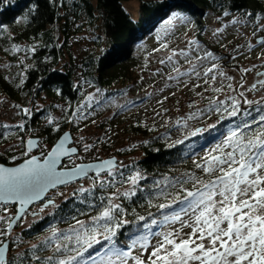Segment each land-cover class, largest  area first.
Returning a JSON list of instances; mask_svg holds the SVG:
<instances>
[{"label":"trees","instance_id":"16d2710c","mask_svg":"<svg viewBox=\"0 0 264 264\" xmlns=\"http://www.w3.org/2000/svg\"><path fill=\"white\" fill-rule=\"evenodd\" d=\"M131 1H137L135 12L124 6L125 2ZM225 12L228 15H224ZM207 16L219 19L236 16L240 23H250L255 27L264 17V0H0V60H3L0 66V96L7 97L15 107L19 105L15 108L17 123H6L0 118V163L12 165L20 162L12 161L11 157L24 151L29 137H38L43 150L50 148L65 130L71 132L76 143H81V136L84 140L92 139L94 135H87L94 132L93 145L102 146L103 150L110 151L109 157L118 158L117 177L120 173L127 177L135 172L145 177L139 182L143 191H138L132 200L121 197L118 201L127 209L128 214L124 218L132 222L123 226L116 237L119 246L126 248L134 235L144 231V222H140L139 226L135 222L136 214L147 216L148 212H152L156 218L161 216L156 208L147 205L149 198L153 203L167 202L163 198H155L154 184L160 181L163 186L166 180L181 178L189 173L209 179L195 168L193 161L200 162L205 153L237 125L254 117L258 119L259 114H264V104L249 106L245 111L251 112L250 116L244 115L245 111L241 110L236 117H229L222 104L213 105L206 99L205 107L198 111L197 116L207 113L217 116L215 124L206 126V121H202L197 126L201 127L197 135L189 134L178 139L172 136L176 124L169 120L127 111L145 97L136 100L124 111L120 109L111 113L100 111V102L94 103L91 108L84 109L86 119L78 122L73 114L84 103L90 88L107 93L115 85L137 84L142 80L148 60L137 50L151 35L176 22L190 21L193 28H203ZM86 32L90 35L89 43L86 42L88 47L78 59L73 55L72 45L79 35ZM13 45L21 50L13 52ZM31 47H35V52L27 51ZM21 73L24 83L17 87L21 82ZM210 94L215 96L216 92L212 90ZM58 107L61 111H55ZM216 107L221 109L219 113ZM22 108L30 109L31 115L21 113ZM258 108L262 110L259 113ZM49 116L54 119L53 125L47 123ZM69 118H72V123L68 122ZM20 123L25 125L23 130L16 127ZM55 124L60 126L58 132L52 131ZM256 130L255 124L251 129H242L246 134ZM122 135L128 139L111 144ZM213 142L215 144L210 146ZM126 157L130 158L129 162L122 164ZM101 158L95 155L88 161ZM73 164L69 158L63 161L66 167ZM102 175L107 179L106 174ZM87 178L92 181L88 186L79 181L49 191L43 201L32 205L24 213L6 237L0 238L9 240L6 264H38L31 259L33 254L41 257L42 262L54 255L57 242L62 243L56 239L49 240L52 229H56L59 235L67 232L76 220L87 222L90 216L97 214V208L88 209L86 203L80 202L78 189L93 186L94 175ZM73 184L75 186L71 187ZM68 187L71 188L66 189ZM117 187L123 191L127 185L117 184ZM185 187L191 188V184ZM112 191L115 189L101 188L97 184L94 195L86 193L83 199L94 200L99 205V197ZM49 200L54 204L44 207ZM15 211L14 204L0 206V216L6 219L14 217ZM29 212L34 217L27 225H21L23 217ZM159 227L154 226L153 231ZM6 228L7 224L0 222V231ZM33 245L37 246L35 250ZM100 248L101 245H96L89 251L94 253Z\"/></svg>","mask_w":264,"mask_h":264},{"label":"snow or ice","instance_id":"6c2138e0","mask_svg":"<svg viewBox=\"0 0 264 264\" xmlns=\"http://www.w3.org/2000/svg\"><path fill=\"white\" fill-rule=\"evenodd\" d=\"M224 15L228 13L225 12ZM231 23H239V21L233 19ZM223 30V28L217 29V34ZM257 43H264V40ZM187 45L189 49L198 51L197 41L189 40ZM251 47L250 44L249 49ZM166 49L168 44L162 42L154 51ZM20 50L17 45L12 46L13 52ZM35 50V47L27 49L30 53ZM177 56L185 58L191 66L185 71L174 67L173 72L177 75L168 74V80L194 76L203 77L204 83L207 84L209 80L215 82L217 76L232 79L219 70L217 63H211V66L205 67L201 73L197 70L198 64L188 59L189 52L186 49L171 50L170 54L159 60V63L174 64V57ZM194 59L203 62L216 61L218 58L212 51H206ZM240 71L247 72L249 69ZM21 77L20 85L17 87L24 83L23 73ZM257 83L264 87V79ZM227 87L233 86L228 84ZM256 87V84L252 85V89ZM222 88L223 85L212 90L219 93ZM96 92L100 93V90L97 89ZM240 96H244V93L241 92ZM229 99L231 103L223 111L229 117H236L241 112L240 101L235 97ZM94 103H98L95 94L85 97L77 113L73 114L76 122L86 119L83 111L91 108ZM210 103L224 104V101L212 100ZM244 103L249 106L254 103H264V97L261 101L244 99ZM16 107L19 108V105ZM215 110L218 113L221 111L219 107ZM261 111L257 109L258 113ZM20 112L27 116L31 115L28 108H22ZM244 115L250 116L251 112L245 111ZM191 118H195V114L190 115L189 119ZM68 122L72 123V118H69ZM47 123L53 125L54 119L51 116L47 117ZM253 124L257 125L258 130L251 134L242 131V129H251ZM3 127L9 126L3 125ZM16 127L23 130L25 125L20 123ZM59 130V124H55L52 128L54 132ZM191 135L195 136L197 132L194 131ZM79 140L82 142L84 138L81 136ZM70 143V135L64 133L49 151L41 152L37 156L31 153L39 146L38 141L30 138L24 145L25 150L19 156L11 157L12 161L22 162L11 167L0 164V206L9 203L19 206L14 217L6 219L5 216H0V222L7 224V228L0 231V238L6 237L13 225L27 211V207L41 200L49 189L88 177L89 173L95 174L93 186L91 188L81 186L78 194L81 197L80 202L86 203L88 209H98L97 214L90 216L87 222L76 220L67 232L59 235L56 229H52L49 240L56 239L62 243H56L54 255L44 258L41 262V257L33 254L31 257L33 261L38 264H264V114H259L258 119L254 117L249 122L237 125L222 141L209 149L200 162L193 161L195 168L209 179L204 180L194 173H189L181 178L166 180L163 186L157 181L153 186L156 189L155 198H163L167 202L153 203L149 198L147 205L156 208L161 216L156 218L152 212H148L147 216L136 214L135 222L138 226L140 222H144L142 225L144 231L142 234L134 235L126 248L119 246L116 237L123 226L132 222L124 218L128 214L127 209L118 201L121 197L124 200H132L137 196L138 191H143L139 187V182L145 177L139 172L127 177L120 173L117 177V164L114 159L96 163H74L72 167H66L63 165V158L71 159L77 153L76 147L66 146ZM83 147L84 151L88 152L94 145L84 144ZM102 174H106L107 179ZM189 183L191 188L185 187ZM97 184L101 188L115 189L107 196L99 197V205L94 200L83 199L86 193L89 196L94 195ZM117 184L128 187L121 191ZM50 204L54 202L49 200L44 207ZM174 205H183V207H180L179 211L165 212ZM3 210L7 211L6 208ZM132 211L135 214V209ZM177 223L180 225L179 228L153 231L154 226L159 225L163 229ZM184 229L189 231L185 232ZM154 237L158 239L152 244ZM96 245H101V248L94 253L90 252L89 250ZM36 247L33 245V250ZM136 249H139V255H134ZM7 250L8 244L4 239H0V264H6Z\"/></svg>","mask_w":264,"mask_h":264},{"label":"rangeland","instance_id":"374dc122","mask_svg":"<svg viewBox=\"0 0 264 264\" xmlns=\"http://www.w3.org/2000/svg\"><path fill=\"white\" fill-rule=\"evenodd\" d=\"M124 6L129 8L132 12H135L137 1L125 2ZM233 19L239 21L236 16L222 19L207 16L204 20L203 28L200 26L199 29L193 28L190 21L185 23L176 22L175 25H169L165 29L151 35L139 46L137 50L139 55L147 56L146 59L148 60V65L145 67L142 80L139 83L118 84L111 87L107 93L101 89H99L100 93H97L96 88H90L87 90V96L89 94H95L96 101L100 102L98 109L100 111H106V113H111L112 111H118L120 109L124 111L136 100L145 97L140 102L135 103L134 106L127 111H136L147 115L151 114L169 120L170 123L176 124L175 129L172 131V136L177 137L176 139L180 136L189 135L194 131L200 132V130H196V128L202 121H206V126L215 124L217 116L209 115L208 113L203 116H197L198 111H201L205 107L204 101L206 99V102L222 100L224 101L222 105L225 108L231 103L229 97H235L240 101L239 106L241 110H247L249 105L244 103V99L261 101V98L264 97V87H261L257 83V81L264 79V75H258L264 73V43H257L258 39L264 40V17L259 19L255 27L250 26V23H240V21L239 23H231ZM220 28L224 30L217 34V29ZM258 28L260 30H257ZM86 33L79 35L72 45L73 55L78 59L83 56L85 47H88L87 43H89L90 35ZM189 40L197 41L198 51H193L188 48L187 41ZM162 42L168 44V49L154 51V49L160 47ZM250 44L252 45L251 49H249ZM181 49L188 50V59L198 64L197 70L201 73L205 67L211 66V63H217L219 65V70L223 71L226 76L232 77V79L228 80L224 77L217 76L215 82L209 80L207 84L204 83L203 77L195 78L194 76H183L179 77L178 80H168V74L171 73L173 76L177 75L173 72L174 67L179 68L181 71H185L191 65L185 58L180 56L174 57V64L161 65L159 60L170 54L171 50L179 51ZM206 51H212L218 59L216 61H195L194 58L197 55H202ZM2 63L3 60H0V66H2ZM241 69H249V71L241 72ZM228 84H231L233 87L228 88ZM253 84L257 85L256 89H252ZM194 85H200V87H194ZM222 85L223 88L221 92H216L215 96L210 94L214 87L220 88ZM241 92L244 93V96H240ZM158 101H162V103H158ZM255 105L256 103H254V106ZM15 108L13 102L7 97L0 96L1 120L6 123H17L19 120ZM55 111H61V107H58ZM192 114H195V118L189 119V116ZM87 136H93V138L84 140L81 143H76L73 139L72 145L79 148L78 154L71 158L75 164L86 162L95 155H99V157L102 158L110 156V151L107 149L103 150L102 146L99 147L98 145L94 146L90 151L85 152L83 145L95 144L93 139L96 137V134L90 132ZM127 139V136L122 135L119 136L117 141L111 142V144H115L118 140L123 141ZM214 144L213 142L210 146ZM14 145H16V142ZM42 147L43 145L40 147L39 143L37 149L32 151L31 154L39 156L41 152L46 153L50 149L49 147H45V149L41 150ZM2 148L3 147H1V149ZM7 148L10 147L7 146ZM129 160V157L124 158L122 164H127ZM84 179L79 180L83 181L84 186L92 184V181L87 177ZM79 181L72 183L77 184ZM75 184L71 187L75 186ZM180 207H183V205H175L173 209L166 213L179 211ZM31 215L30 212L27 213L25 217H23L21 225L30 223L31 219L34 217ZM184 218L188 219V217ZM179 226L180 225L177 223L163 229L159 227L156 231H167L171 228H179ZM184 231L187 232L189 229H184ZM157 239L158 238L155 237L152 238V244H155ZM134 255H139V249L134 251Z\"/></svg>","mask_w":264,"mask_h":264},{"label":"water","instance_id":"95a60500","mask_svg":"<svg viewBox=\"0 0 264 264\" xmlns=\"http://www.w3.org/2000/svg\"><path fill=\"white\" fill-rule=\"evenodd\" d=\"M259 40H260V39H258V41H259ZM200 129H201V127H197V128H196V130H200ZM64 133H68V134L70 135V137H71V143L68 144V145H66V146H68V147H76V146L72 145V144H73V137H72V134H71V132H70L69 130H65V131H63V132L59 135V137L56 139V141L54 142V144H53L51 147H53V146L58 142L59 138H60L61 136H63ZM30 138L33 139V140L38 141V144H39V138H38V137H29V138L26 139V141H27L28 139H30ZM26 141H25V144H26ZM51 147H50V149H51ZM76 148H77V147H76ZM35 149H37V147L34 148L33 151H34ZM50 149H49V150H50ZM49 150H48V151H49ZM77 152H78V149H77ZM76 154H77V153H76ZM37 156H38V155H37ZM65 159H67V157H66V158H63V161H64ZM106 159H114L115 161L117 160L116 157L111 156V157H106V158H102V159L91 160V161H86V162H79V163H96V162H99V161H102V160H106ZM21 162H22V161H21ZM19 163H20V162H19ZM79 163H77V164H79ZM0 164H3V163H0ZM116 164H117V161H116ZM3 165H5V166H7V167H11V166H14L15 164H13V165L3 164ZM69 168H70V167H69ZM89 175H95V174H94V173H89ZM89 175H88V176H89ZM81 179H84V178L76 179V180H74V181H72V182L79 181V180H81ZM72 182H70V183H72ZM68 184H69V183H68ZM64 185H66V184H64ZM61 186H63V185H59V186H57V187H61ZM57 187H56V188H57ZM54 189H55V188H54ZM51 190H53V189H49L47 193H49V191H51ZM47 193L44 195V197H43L41 200H38V201L34 202L33 204L29 205V206L27 207V210H28L32 205H34V204H36V203H39V202L43 201V200L45 199ZM9 204H14V203H9ZM45 204H47V203H45ZM14 205H15L16 209H17V207H19L17 204H14ZM15 215H16V211H15L14 216H15ZM14 225H15V224H14ZM14 225H13V226H14ZM12 228H13V227H12ZM11 230H12V229H11ZM11 230H10V231H11ZM5 241H6L7 244H9V240H8V239H6ZM7 252H8V250H7ZM7 252H6V259H7Z\"/></svg>","mask_w":264,"mask_h":264},{"label":"bare ground","instance_id":"6f19581e","mask_svg":"<svg viewBox=\"0 0 264 264\" xmlns=\"http://www.w3.org/2000/svg\"><path fill=\"white\" fill-rule=\"evenodd\" d=\"M7 254H8V252H7Z\"/></svg>","mask_w":264,"mask_h":264}]
</instances>
